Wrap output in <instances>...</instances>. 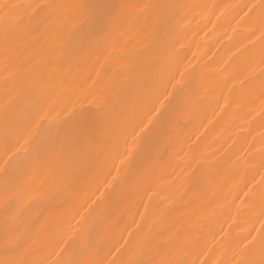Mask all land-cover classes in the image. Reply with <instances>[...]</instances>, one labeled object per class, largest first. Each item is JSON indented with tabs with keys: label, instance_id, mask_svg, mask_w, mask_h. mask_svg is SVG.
I'll return each mask as SVG.
<instances>
[{
	"label": "clouds",
	"instance_id": "1",
	"mask_svg": "<svg viewBox=\"0 0 264 264\" xmlns=\"http://www.w3.org/2000/svg\"><path fill=\"white\" fill-rule=\"evenodd\" d=\"M0 264H264V0H0Z\"/></svg>",
	"mask_w": 264,
	"mask_h": 264
}]
</instances>
